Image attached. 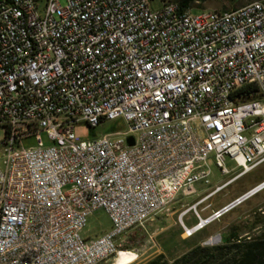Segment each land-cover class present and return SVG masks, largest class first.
<instances>
[{"label": "built area", "instance_id": "2783aa9c", "mask_svg": "<svg viewBox=\"0 0 264 264\" xmlns=\"http://www.w3.org/2000/svg\"><path fill=\"white\" fill-rule=\"evenodd\" d=\"M261 2L208 14L149 0H0V264L118 257L122 235L209 185L210 161L239 171L182 212L187 237L264 191L263 180L197 212L264 163ZM117 121L125 130L76 133ZM29 137L36 147L21 148ZM97 210L111 228L83 238Z\"/></svg>", "mask_w": 264, "mask_h": 264}, {"label": "rangeland", "instance_id": "374dc122", "mask_svg": "<svg viewBox=\"0 0 264 264\" xmlns=\"http://www.w3.org/2000/svg\"><path fill=\"white\" fill-rule=\"evenodd\" d=\"M255 1L257 0H209L200 6L194 5L191 10L193 13H199L202 10L234 11ZM149 2L154 8L166 3H177V0H149ZM117 130H125L121 121L107 122L93 130L81 126L76 130V133L83 139H92ZM2 138L3 132L0 130V140ZM41 138L47 145L44 134ZM32 147H36V142L32 137L21 141V148ZM225 167L230 171L228 176L221 175L213 161H210L208 166L210 170L209 185L196 184L194 194L178 196L167 209L155 215L142 226L122 235L118 241L120 251L118 257L100 264H146L159 255L164 260L170 261L186 253L193 246H214L223 243L232 232H236L242 239L259 235L264 231V191L225 215L220 221L209 224L191 237H187L183 232L179 221L182 212L207 197L217 186L231 179L239 171L234 162L227 158H225ZM263 180L264 163L204 200L197 207V212L200 216L206 217L211 211L222 207ZM182 222L187 227L193 226L196 223L194 214L188 213ZM110 228L111 223L107 214L102 210H97L89 216L81 236L95 238L109 231Z\"/></svg>", "mask_w": 264, "mask_h": 264}, {"label": "trees", "instance_id": "16d2710c", "mask_svg": "<svg viewBox=\"0 0 264 264\" xmlns=\"http://www.w3.org/2000/svg\"><path fill=\"white\" fill-rule=\"evenodd\" d=\"M207 1L209 0H177L176 4L181 9L191 10L194 5L200 6ZM242 92L249 94L251 88L246 87ZM146 264H264V231L249 239H242L236 232H232L218 245H196L170 261L159 255Z\"/></svg>", "mask_w": 264, "mask_h": 264}, {"label": "bare ground", "instance_id": "6f19581e", "mask_svg": "<svg viewBox=\"0 0 264 264\" xmlns=\"http://www.w3.org/2000/svg\"><path fill=\"white\" fill-rule=\"evenodd\" d=\"M254 9H262V2L261 0H257L254 2ZM190 10V9H188ZM208 14H215V13H222V12H213V11H207ZM189 232H191V229H188Z\"/></svg>", "mask_w": 264, "mask_h": 264}, {"label": "water", "instance_id": "95a60500", "mask_svg": "<svg viewBox=\"0 0 264 264\" xmlns=\"http://www.w3.org/2000/svg\"><path fill=\"white\" fill-rule=\"evenodd\" d=\"M127 142H128L129 145H132V140L131 139H128Z\"/></svg>", "mask_w": 264, "mask_h": 264}]
</instances>
